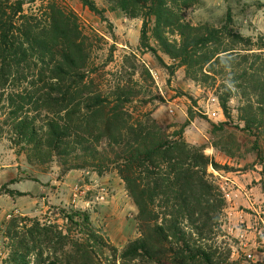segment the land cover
<instances>
[{
	"label": "trees",
	"instance_id": "obj_1",
	"mask_svg": "<svg viewBox=\"0 0 264 264\" xmlns=\"http://www.w3.org/2000/svg\"><path fill=\"white\" fill-rule=\"evenodd\" d=\"M36 1L0 2V110L4 114L7 105H11L8 111L13 114V120L5 122L11 144L29 162L47 163L55 157L64 170L92 167L100 171L112 169L118 174L140 215L139 236L128 240L120 251L123 264H167V259L170 264H199L197 260L200 259L213 264L207 246L198 239H206V229H211L217 220L212 210L221 209L224 198L208 171L209 167L217 169L219 164L200 147L184 139L185 127L193 116L184 124L174 125L172 133H167L148 110L133 116L129 109L133 103L130 89L125 90L120 84L112 90L102 87L96 61L91 60L84 41L78 42V18L73 11L59 0L42 1L36 12L23 10L26 3ZM81 1L105 20L103 10L93 1ZM178 1L196 2L110 0L109 7L141 17V46L148 47L149 20L158 26L174 27L179 40L169 41L160 31H155L156 38L161 40V47L172 59L186 66L194 80L196 66L201 60L213 63L212 59L219 61L220 55L226 54L229 56L223 57L222 63L235 62L236 56L242 61L260 57L253 49L236 50L238 42L251 44L250 39L229 31L226 26H194L176 20L169 6ZM168 16L170 22L169 18L165 19ZM202 29L206 31L203 34ZM56 40H61L64 47L52 52ZM72 48L74 50H70ZM241 51L246 53L241 54ZM144 71L150 76L146 68ZM256 71L262 70L255 68V62L250 67H240L238 63L237 69L232 70L236 78L231 81L241 79L245 82L235 86L248 103L251 102L248 90L251 86L260 87L255 93L259 98L254 103L264 107V77L257 78ZM17 81H28L29 91L24 93L21 103L14 95L4 102L1 89ZM231 92L225 87L224 94L219 97L220 108L229 120H208L213 134L228 128L251 132L253 127H258L251 105L246 106L239 122L233 121L227 104ZM30 105L36 112L24 108ZM261 109L264 112V108ZM19 111L23 114L18 115ZM259 138L260 135L254 136L250 149L264 164V145ZM222 151L229 154L224 146ZM156 203L157 208L154 207ZM75 216L81 215L76 212L67 219L77 227H84V223L74 221ZM36 233L42 239H50L51 248L54 246V251H58L57 246L63 238L61 231L53 233L43 227ZM50 233H53L51 238ZM95 243L100 245L101 241ZM111 251L118 253L114 247ZM59 253L72 255L63 248ZM38 264L80 263L55 259L53 253L42 258L40 253ZM85 264L105 263L90 260Z\"/></svg>",
	"mask_w": 264,
	"mask_h": 264
},
{
	"label": "rangeland",
	"instance_id": "obj_2",
	"mask_svg": "<svg viewBox=\"0 0 264 264\" xmlns=\"http://www.w3.org/2000/svg\"><path fill=\"white\" fill-rule=\"evenodd\" d=\"M3 1L5 0H0ZM42 1L46 0L26 3L23 10L27 13L36 12L35 9L40 8ZM59 1L77 16L78 42L84 41L91 60L96 61L102 87L112 90L115 85L120 84L125 90L130 89L129 97L133 98V103L129 109L133 116L142 115L148 110L167 133L174 131V125L184 124L193 116L185 127L184 139L200 147L219 164L216 170L209 167L208 171L212 175V181L220 187L219 191L224 198L221 209L212 210V215L217 218L216 223L211 229H206V239L198 240L207 246L213 264H256L254 254L245 251L246 241L239 237L237 229L231 230L228 225L226 193L215 171H230L232 174L241 175L242 171L251 169L253 162L259 161L250 149L254 136L260 135L259 141L264 145V112L260 110V107H264L260 103H254L259 98L255 93H258L260 87L251 86L248 90L251 102L248 103L235 86L245 82L241 79L231 81L236 78L232 70L237 69L238 63L240 67H250L255 62V68L262 70L255 72L257 78L264 77V28L259 29L254 24L258 14L256 10L261 9L262 4L258 0L170 3L169 8L176 20H183L194 26H226L229 31L250 39L251 44L238 42L236 50L253 49V52L260 55L257 60L251 57L244 61L236 56L235 62L226 63L221 60L223 57L228 58V54L220 55L219 61L212 59L213 63L201 60L196 66L197 77L194 80L187 73L186 66L172 59L161 47V40L156 38L155 31H160L169 41L179 40L174 27L158 26L153 20H149L148 47H145L140 44V16L133 17L120 10H111L110 0H90L99 10H103V20L100 15L83 5L81 0ZM167 18L170 22V17H165L166 20ZM201 32L203 34L206 31L202 29ZM53 44L55 48L51 49L52 52L64 47L61 40H56ZM245 53L246 51H241V54ZM145 68L150 76L145 73ZM225 87L232 90L227 104L233 121L239 122L240 115H245L246 106L251 105L256 115L255 125L258 126L253 127L251 132L230 128L217 134L211 132L208 120H229L219 105V97L224 94ZM1 90L4 102L10 95H14L21 103L24 93L29 91L28 81L7 83L5 89ZM7 106L4 114L0 110V167H12L7 171L10 173L3 184V191L26 203L22 209H11L9 218L0 225V264H38L40 253L42 258L53 253L55 259L77 260L80 264L89 263L90 260H101L105 264H123L120 261L123 259L119 258L120 251L128 240L139 236L140 215L121 178L112 169L100 171L92 167H72L64 170L54 160L55 157L47 163L29 162L9 141L5 122L13 120V114L8 111L11 105ZM24 108L36 112L32 105ZM17 114L23 113L19 111ZM223 146L229 150V154L222 151ZM18 186L20 190L15 191ZM217 203L215 201V205ZM157 205L158 203L154 207L157 208ZM76 212L81 216H75L74 221L84 223V227H77L67 219V216ZM43 227L53 233L62 232L63 238L57 246V252L54 251V246L51 248L50 239H42L36 233ZM53 233H50L49 238ZM98 240L101 241L100 245L95 243ZM112 247L118 253L112 252ZM62 248L72 255L61 256L59 250ZM258 252L263 253L260 260H264V250ZM202 260L197 262L206 264ZM170 262L167 259V264Z\"/></svg>",
	"mask_w": 264,
	"mask_h": 264
},
{
	"label": "crops",
	"instance_id": "obj_3",
	"mask_svg": "<svg viewBox=\"0 0 264 264\" xmlns=\"http://www.w3.org/2000/svg\"><path fill=\"white\" fill-rule=\"evenodd\" d=\"M258 2L262 5L261 9L256 10L258 14L255 16L254 24L260 29L264 28V0ZM10 167L12 166L0 167V225L9 218L11 209L15 207L22 209L26 203L24 200L14 199L3 191ZM250 168L242 171L241 175L232 174L230 171L215 172L220 177V185L226 193L228 225L231 230L237 229L239 237L246 241L245 251L254 254L256 257L254 263L261 264L264 263V260H260L263 253L258 250H264V172H261L264 170V164L256 160ZM14 190H20L19 186Z\"/></svg>",
	"mask_w": 264,
	"mask_h": 264
}]
</instances>
